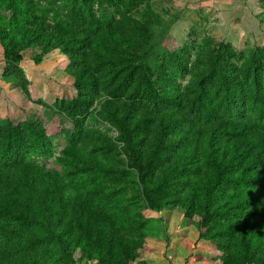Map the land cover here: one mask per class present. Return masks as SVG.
<instances>
[{"label":"trees","instance_id":"1","mask_svg":"<svg viewBox=\"0 0 264 264\" xmlns=\"http://www.w3.org/2000/svg\"><path fill=\"white\" fill-rule=\"evenodd\" d=\"M106 1L120 20L76 0L45 43L77 65L75 97L59 109L73 130H60L65 145L50 163L61 169L27 158L55 149L40 123L0 121V264H143V238L125 236L140 219L126 206L183 214L219 264H264V48L244 56L219 42L204 70L188 72L175 54L169 67L152 55L153 9L134 17L143 0ZM7 44L5 56L21 59Z\"/></svg>","mask_w":264,"mask_h":264},{"label":"rangeland","instance_id":"2","mask_svg":"<svg viewBox=\"0 0 264 264\" xmlns=\"http://www.w3.org/2000/svg\"><path fill=\"white\" fill-rule=\"evenodd\" d=\"M17 1L0 0V121H14L23 115L31 123H40L46 133L57 137L55 149L50 153L28 150L27 158L40 164H53V158L65 145L64 138L58 137V133L60 130H73L72 124L63 118L59 109L64 102L75 97L69 73L77 65L58 49L45 47V43L48 35L54 32L55 25L62 24L70 16L71 5L77 6V2L23 0L21 6ZM140 2L129 15L136 17V13L146 6L153 9L158 24L152 29L158 44L152 55L164 59L169 67L173 65L165 58L175 54L178 59L187 61L188 72L193 68L204 70L205 63L201 61L203 53L207 47L219 42L229 44L244 56L249 51L264 48V0ZM117 5L118 10H124L119 3ZM40 10L42 15H38ZM93 13L96 17L103 14L108 18L112 15L116 20H120L123 14L117 11L114 3L106 0H95ZM20 30L30 31L35 39L26 41L21 37ZM4 44L15 47L21 59L6 57ZM79 57L82 64L93 68L87 53H81ZM187 79L180 83L184 85ZM85 124L88 127L110 128L116 136L115 130L106 122L100 126L89 117ZM50 166L61 169L60 166ZM130 194L127 192L125 198ZM123 211L135 212L140 219V225L131 232L125 231V236L129 241L138 234L141 240L143 238L145 247L137 251V258L142 259L143 264H219L221 253L211 242L199 237L198 228L190 220L186 221L183 214L179 215L172 209L155 212L132 206L123 207ZM81 256L78 250L74 253L75 259ZM86 262L94 264L92 260ZM134 264L139 263L135 261Z\"/></svg>","mask_w":264,"mask_h":264}]
</instances>
